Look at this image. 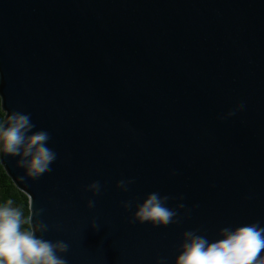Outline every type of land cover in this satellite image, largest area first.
Returning a JSON list of instances; mask_svg holds the SVG:
<instances>
[{
  "label": "water",
  "instance_id": "obj_1",
  "mask_svg": "<svg viewBox=\"0 0 264 264\" xmlns=\"http://www.w3.org/2000/svg\"><path fill=\"white\" fill-rule=\"evenodd\" d=\"M0 97L50 134L51 172L0 160L67 264H175L185 231L264 227V0H0ZM152 192L178 223H130Z\"/></svg>",
  "mask_w": 264,
  "mask_h": 264
},
{
  "label": "clouds",
  "instance_id": "obj_2",
  "mask_svg": "<svg viewBox=\"0 0 264 264\" xmlns=\"http://www.w3.org/2000/svg\"><path fill=\"white\" fill-rule=\"evenodd\" d=\"M34 127L29 114L12 111L0 124V146L3 152L19 156L17 164L35 179L52 171L50 165L56 160V153L46 146L50 134L44 130L33 132ZM132 182L120 180L117 187L127 191V185ZM86 190L99 194L101 185L94 181ZM169 199V196H161L157 192L148 194L142 204L136 205L137 210L130 223L151 222L154 226L178 223L177 211L166 206ZM122 203L125 209H131L132 201ZM88 206L93 207L94 201L89 200ZM177 207L184 208L185 205ZM23 223L22 212L13 207L11 201L0 205V264H67L58 255L68 251L67 243L37 237V232L43 234L48 231V226L41 220L31 231L22 230ZM92 226L98 228L95 222ZM219 235L223 238L209 242L197 231H185L175 264H264V227L257 223L235 229L224 227ZM158 264H164L163 258Z\"/></svg>",
  "mask_w": 264,
  "mask_h": 264
},
{
  "label": "trees",
  "instance_id": "obj_3",
  "mask_svg": "<svg viewBox=\"0 0 264 264\" xmlns=\"http://www.w3.org/2000/svg\"><path fill=\"white\" fill-rule=\"evenodd\" d=\"M4 117L5 111L2 108L0 97V124H3ZM9 201H11L13 207L19 209L23 214L24 223L22 225V230L31 231L28 195L18 188L0 160V205L7 204Z\"/></svg>",
  "mask_w": 264,
  "mask_h": 264
}]
</instances>
